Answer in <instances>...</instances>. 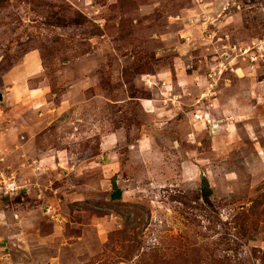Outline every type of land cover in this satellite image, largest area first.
Returning a JSON list of instances; mask_svg holds the SVG:
<instances>
[{"label": "rangeland", "instance_id": "obj_1", "mask_svg": "<svg viewBox=\"0 0 264 264\" xmlns=\"http://www.w3.org/2000/svg\"><path fill=\"white\" fill-rule=\"evenodd\" d=\"M0 93V264H264V0H0Z\"/></svg>", "mask_w": 264, "mask_h": 264}, {"label": "built area", "instance_id": "obj_2", "mask_svg": "<svg viewBox=\"0 0 264 264\" xmlns=\"http://www.w3.org/2000/svg\"><path fill=\"white\" fill-rule=\"evenodd\" d=\"M263 55H259L260 58ZM258 56L252 58V61H256ZM22 189L21 184L18 182L16 176L13 173H7L5 170L0 169V200L5 197L12 196L14 194H18ZM51 211V207H48L47 212Z\"/></svg>", "mask_w": 264, "mask_h": 264}, {"label": "trees", "instance_id": "obj_3", "mask_svg": "<svg viewBox=\"0 0 264 264\" xmlns=\"http://www.w3.org/2000/svg\"><path fill=\"white\" fill-rule=\"evenodd\" d=\"M14 195H17V194H14ZM14 195H12V196H14ZM122 195H123L122 189L118 186V184H116L115 181L112 182V192L110 193L111 200H121ZM211 195H212V188L209 184V181L206 177H203L201 180V197L207 203H210V196ZM12 196L5 197V198H10ZM230 261H231L230 255L227 254L226 256H223V258H220L219 264H223V262L225 264H230Z\"/></svg>", "mask_w": 264, "mask_h": 264}, {"label": "water", "instance_id": "obj_4", "mask_svg": "<svg viewBox=\"0 0 264 264\" xmlns=\"http://www.w3.org/2000/svg\"><path fill=\"white\" fill-rule=\"evenodd\" d=\"M3 99V95L0 93V100H2Z\"/></svg>", "mask_w": 264, "mask_h": 264}]
</instances>
